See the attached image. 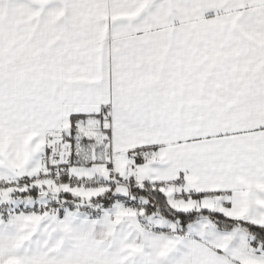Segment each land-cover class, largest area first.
Wrapping results in <instances>:
<instances>
[{"label": "snow or ice", "instance_id": "6c2138e0", "mask_svg": "<svg viewBox=\"0 0 264 264\" xmlns=\"http://www.w3.org/2000/svg\"><path fill=\"white\" fill-rule=\"evenodd\" d=\"M0 264H264V0H0Z\"/></svg>", "mask_w": 264, "mask_h": 264}]
</instances>
